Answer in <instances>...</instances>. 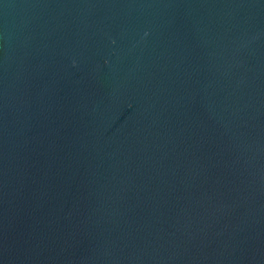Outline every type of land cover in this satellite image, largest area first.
Masks as SVG:
<instances>
[{
    "label": "water",
    "instance_id": "water-1",
    "mask_svg": "<svg viewBox=\"0 0 264 264\" xmlns=\"http://www.w3.org/2000/svg\"><path fill=\"white\" fill-rule=\"evenodd\" d=\"M0 264H264V0H0Z\"/></svg>",
    "mask_w": 264,
    "mask_h": 264
}]
</instances>
